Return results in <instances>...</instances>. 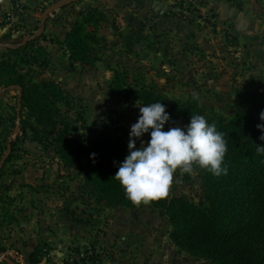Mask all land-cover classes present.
<instances>
[{"label":"rangeland","instance_id":"obj_1","mask_svg":"<svg viewBox=\"0 0 264 264\" xmlns=\"http://www.w3.org/2000/svg\"><path fill=\"white\" fill-rule=\"evenodd\" d=\"M60 1L15 0L16 6L0 8V61L14 63L34 82L59 86L71 99L70 109L57 104L65 119L75 120L71 139L95 147L90 142L98 138L99 154H110L115 164L128 154L130 128L143 105L136 97L123 101L111 95L113 71L126 75L133 92L151 87L167 100L195 95L208 112L227 116L250 92H264V0H140L137 8L124 0H75L51 10L43 33L18 54L7 51L6 45H22L32 36L44 8ZM90 7L107 17L97 31L98 60L71 70L63 39ZM0 90V264H71L76 246L95 241L100 264H165L182 257L212 264L176 247L167 218L150 203L105 207L93 194L82 196L83 174L63 165L53 135L38 142L29 128L21 133L28 111L20 105L17 112L18 89ZM187 125L170 116L163 130ZM150 131L136 139L137 148L141 141L147 145ZM115 138L125 144H114ZM92 157L81 158L87 163ZM201 178L199 167L191 174L177 170L167 198L205 204Z\"/></svg>","mask_w":264,"mask_h":264},{"label":"trees","instance_id":"obj_2","mask_svg":"<svg viewBox=\"0 0 264 264\" xmlns=\"http://www.w3.org/2000/svg\"><path fill=\"white\" fill-rule=\"evenodd\" d=\"M11 3L16 6L15 0ZM105 21L102 11L90 7L79 13V18L71 24L63 39L71 70L76 65L89 68L96 63V47L101 44L97 31ZM31 39L22 45L8 44L6 49L16 55L30 45ZM125 76L123 72L113 71L109 82L111 95L117 100L136 97L143 106L160 102L169 116H179L187 124L191 116L202 115L209 124L216 125L227 143L221 165L227 169L226 174L215 176L200 169L205 204L182 196L150 202L161 216L167 218L172 243L195 259H207L212 264H264V154L256 152L258 145H264V140L259 139L264 133L256 127L264 124L259 119V114L264 111V92H250L245 101L236 105L235 111L227 116L208 112L195 99L167 100L151 87H140L133 92ZM0 86H14L20 90L21 110L26 108L28 111V117L22 120L21 133L27 135L29 128L32 139L38 142L48 140L49 134L53 135L55 153L63 165L83 174L82 196L87 192L93 194L105 207H137L126 198L124 189L113 177L120 164H115L110 154H99L101 141L96 138L90 142L95 147H88V142L81 147L80 138L71 139V132L76 128L75 120L65 119L57 106L60 102L70 109L71 99L59 86L26 78L14 63L7 60L0 61ZM112 141L125 144V139ZM84 153L93 156L90 162L83 163L81 157ZM8 188L6 185L4 189ZM99 248L97 241L76 246L71 264H100L102 253Z\"/></svg>","mask_w":264,"mask_h":264},{"label":"clouds","instance_id":"obj_3","mask_svg":"<svg viewBox=\"0 0 264 264\" xmlns=\"http://www.w3.org/2000/svg\"><path fill=\"white\" fill-rule=\"evenodd\" d=\"M193 98L198 99L195 95ZM139 113L138 120L130 128L128 154L113 176L131 203L139 206L167 198L177 170L181 174H191L195 166L215 176L227 173V169L221 167L227 152L224 134L204 116L193 115L185 128L170 127L164 131L170 116L163 104L141 106ZM259 119L264 121V111ZM256 127L264 133V124ZM149 130L147 145L141 141L137 148L136 139ZM259 139L264 140V134ZM256 152L264 154V145H258Z\"/></svg>","mask_w":264,"mask_h":264},{"label":"water","instance_id":"obj_4","mask_svg":"<svg viewBox=\"0 0 264 264\" xmlns=\"http://www.w3.org/2000/svg\"><path fill=\"white\" fill-rule=\"evenodd\" d=\"M73 1H75V0H63V1H60L58 3L51 4L48 7L44 8L42 13L40 14V20H39L40 26H39L38 30L35 33H33L32 36H28V37L23 38L21 41V44H24L26 41L30 40L32 37H37L43 33V31L45 29V17L51 10L56 9L58 7H64L65 5H67ZM1 92H2V90H0V94H1ZM17 101H18V111L17 112H19V108H20V90L19 89H18V100ZM16 131H19L18 125H16Z\"/></svg>","mask_w":264,"mask_h":264},{"label":"crops","instance_id":"obj_5","mask_svg":"<svg viewBox=\"0 0 264 264\" xmlns=\"http://www.w3.org/2000/svg\"><path fill=\"white\" fill-rule=\"evenodd\" d=\"M138 1H140V0H129V1H126V0H124L123 1V4H130V6H132V7H134V8H137V4L139 3ZM25 4H29L28 2H27V0H26V3ZM6 8L5 10H7V7L8 8H11L12 7V3H11V0H3V3H2V5L0 6V8ZM139 8H140V6H138ZM127 8V6L125 7V9ZM139 8H138V10H139ZM122 12H124V9L122 10ZM105 17H106V15H105ZM107 18V17H106ZM66 34V33H65ZM183 258V260L181 259L180 260V262H178L177 260H174L175 262H169V263H165V264H199V263H189L188 261H186L187 259H186V257H182Z\"/></svg>","mask_w":264,"mask_h":264}]
</instances>
